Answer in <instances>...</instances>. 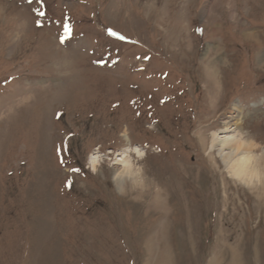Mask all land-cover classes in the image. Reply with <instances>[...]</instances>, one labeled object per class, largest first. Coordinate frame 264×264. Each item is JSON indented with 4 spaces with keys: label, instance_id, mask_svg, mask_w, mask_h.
<instances>
[{
    "label": "rangeland",
    "instance_id": "obj_1",
    "mask_svg": "<svg viewBox=\"0 0 264 264\" xmlns=\"http://www.w3.org/2000/svg\"><path fill=\"white\" fill-rule=\"evenodd\" d=\"M152 6L0 0V264H264V0Z\"/></svg>",
    "mask_w": 264,
    "mask_h": 264
},
{
    "label": "bare ground",
    "instance_id": "obj_2",
    "mask_svg": "<svg viewBox=\"0 0 264 264\" xmlns=\"http://www.w3.org/2000/svg\"><path fill=\"white\" fill-rule=\"evenodd\" d=\"M160 1L162 0H143V3L148 7H153V4L155 5ZM204 19H206V16H204ZM251 35L255 38L258 36L257 32L247 33V36L252 37ZM215 63L216 61L211 62L208 69L209 73H212L213 75V80H215V83L218 84L217 75L215 74ZM235 125L237 126L236 130L241 126L239 125V123ZM224 128L226 130L227 128H229V126L225 125ZM216 147H219L221 149V152L223 153V161L226 164L227 170L235 179L251 183L254 179L260 177V169L258 167L259 158L255 154L253 144L247 143L242 139L236 141L224 140L220 142H216L214 140L212 142V148ZM121 163L123 166L122 169L118 170V178L132 175L131 165L129 161L122 160ZM91 164L92 167L96 170L99 163L97 157H94V155L91 156Z\"/></svg>",
    "mask_w": 264,
    "mask_h": 264
},
{
    "label": "snow or ice",
    "instance_id": "obj_3",
    "mask_svg": "<svg viewBox=\"0 0 264 264\" xmlns=\"http://www.w3.org/2000/svg\"><path fill=\"white\" fill-rule=\"evenodd\" d=\"M30 2H31V0H30ZM39 3H40V6H41V9H43L44 0H39ZM37 15L40 16V17H44V16H46V12L43 11V10H38L37 11ZM38 25L40 27H43V24L40 23L39 21H38ZM63 27H64L65 35L61 37L60 42L61 43H66L71 38L72 26H71V24H67V25H64ZM203 31H204L203 28H197V32L199 34L203 35ZM108 32H109L110 35H113V36L117 35V33L115 31H113L112 29H108ZM120 38L124 39V37H122V36ZM61 163H64L63 159H61ZM75 171H79V169H75Z\"/></svg>",
    "mask_w": 264,
    "mask_h": 264
}]
</instances>
